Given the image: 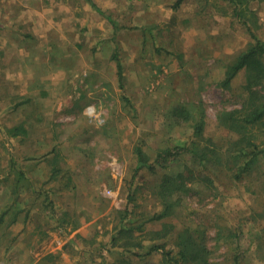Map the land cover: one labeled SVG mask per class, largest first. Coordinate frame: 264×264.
Returning a JSON list of instances; mask_svg holds the SVG:
<instances>
[{
  "label": "rangeland",
  "instance_id": "1",
  "mask_svg": "<svg viewBox=\"0 0 264 264\" xmlns=\"http://www.w3.org/2000/svg\"><path fill=\"white\" fill-rule=\"evenodd\" d=\"M175 1L69 0L68 5L54 6L47 52V65L56 68L54 80L34 85L31 98L25 97L28 101L16 96L20 101L14 102L8 90L0 105V213H13L21 205L33 210V221L41 227L62 219L76 224L90 214L83 210L71 218L64 208L66 195L73 205L84 200L89 207V196L97 194L102 208L95 225L103 240L116 235L126 204L136 205L128 222L144 231L172 222L176 230L186 226L197 235L205 232L214 264H264V136L255 159L237 178L238 165L249 156L242 160L226 153L235 134L216 121L218 111L240 104L245 71L227 88L219 83L251 37L226 0H183L174 8ZM250 7L256 12L254 33L264 42V0H252ZM200 120L203 135L219 149L217 161L210 156L198 164L176 149L196 139L193 127ZM10 128L28 133L15 137ZM30 144L37 148H25ZM137 146L153 169L143 165L132 179ZM166 148L175 155L155 161L156 153ZM187 163L209 174L210 186L192 182L183 202L187 206L177 208L175 217L146 221L161 207L154 185L165 171L182 170ZM56 169L61 171L55 174ZM80 192L87 196L82 199ZM132 192L135 199L129 201ZM7 221L0 223V263L8 261L1 242L14 233L5 226ZM46 229L29 230V237L46 235L52 243L57 231ZM176 240L174 231L163 239L173 255ZM123 242H117L106 264H172L160 250L141 259L153 241H143L139 249H128ZM47 255L34 264H51ZM33 262L26 258L18 264Z\"/></svg>",
  "mask_w": 264,
  "mask_h": 264
},
{
  "label": "trees",
  "instance_id": "2",
  "mask_svg": "<svg viewBox=\"0 0 264 264\" xmlns=\"http://www.w3.org/2000/svg\"><path fill=\"white\" fill-rule=\"evenodd\" d=\"M182 1L176 0L173 7H178ZM226 1L233 5L232 15L238 19L241 18V22L245 25L251 37L249 46L241 51L227 66L224 77L219 83L221 87L227 88L232 79L241 70H244L245 80L242 85L243 93L240 104L238 107L232 109L220 110L216 115L217 125L235 134V137L227 144L226 153H231L234 158L239 157L241 159L249 156L248 159L242 161V164L238 165L236 172L238 174L236 177L238 178L239 174L245 172L249 163L255 159L259 152L258 147L262 144L261 137L264 136V42L254 33V29L258 28V26L255 21L256 12L250 7L252 0ZM107 18L109 19V17ZM110 22L115 28L114 22ZM116 66L120 75L121 63L117 62ZM179 111L177 110L176 113L180 116L182 111ZM183 118L188 117H184L183 115ZM193 129L196 139L188 145L177 146L176 149L195 157L198 160V164L199 162L209 161L210 156L214 157V161L219 160L217 158L219 149L215 142L202 133L203 121H198ZM8 131L12 136H16L19 129L10 128ZM136 155L137 164L132 179H134L138 169L143 165H147L150 169H153L147 163L148 156L141 150L140 146L136 147ZM173 155L175 154L172 150L166 148L159 150L154 160L158 161L159 158H162L163 161H166L168 157ZM60 171V169H56L55 174ZM197 181L210 186L212 178L200 168L188 163L184 164L182 170L165 171L158 184L154 185V192L161 207L154 210L146 221H162L165 218L175 217L177 215V208L187 206V203L183 202L186 195L192 190L190 184ZM134 199V192L129 193L128 200L134 201ZM135 207L136 205L129 207V204H126L124 218L121 219V224L117 231H115L116 235H113L111 238L113 245H117V242L122 240L124 241L122 243L123 246L128 247V249H139L144 247L143 241L148 240L154 243L150 245L144 254L160 250L165 260L172 264H214L209 258L211 250L207 246L205 232L197 235L195 230L186 226L176 230V225L172 222H162L159 229L144 231V228L140 225L134 227V225L128 222L129 216L132 215L131 213H134L132 210ZM136 231L140 232V234L145 233L148 236L141 238L142 236L136 234ZM173 231L177 236L175 242L176 252L174 255L172 254V250L167 248L163 241Z\"/></svg>",
  "mask_w": 264,
  "mask_h": 264
},
{
  "label": "crops",
  "instance_id": "3",
  "mask_svg": "<svg viewBox=\"0 0 264 264\" xmlns=\"http://www.w3.org/2000/svg\"><path fill=\"white\" fill-rule=\"evenodd\" d=\"M60 3L61 6L68 5L69 0H61L59 3L55 0H0V105L8 90L10 94H14V102H18L20 99L15 101L16 96L31 98L33 92L30 90L34 85L54 80L56 68L47 65L49 56L47 52H50L52 36L50 31L54 21V6ZM90 4L99 11L93 3ZM83 9L88 12L89 7L83 5ZM65 10L71 13L70 8L65 7ZM34 62L36 65L33 64ZM15 107L17 105L11 110ZM16 112L18 111L13 113ZM0 116L3 114L0 113ZM23 129H19L17 135L28 133L25 128ZM25 148L33 150L37 148V145L30 144ZM32 193L33 191L30 190L29 198L33 197ZM84 196H87V193L80 192L79 197L83 199ZM99 197L97 194H91L89 198L92 199V204L88 207L84 205V200L73 205L66 195L64 208L70 212L71 218L79 215L83 210L90 215L80 218V222L76 224L62 219L61 221L55 220V226L53 224L43 225V229L47 228L48 233L57 231V234L51 237L52 243H48L46 235L41 239L29 237V230L32 234L34 230L40 231L42 228L34 223L32 209L29 211V208H22L21 205H19L20 209L13 213L4 209L0 213V223L8 220L5 226L14 233L8 242H1V246L7 249L4 256H7L8 261L0 264H14L15 262L18 264L26 258L34 261V264L45 257V254L51 257V264L56 262L54 260L56 257L62 258L63 264H106L115 253L111 252L115 245L111 241L112 237L103 240L100 237V231L96 229L100 227L95 225L98 218L96 213L100 215L102 208ZM48 219L53 220L47 216L46 220ZM27 247L29 248L26 249ZM144 253H141L142 260L153 256V252Z\"/></svg>",
  "mask_w": 264,
  "mask_h": 264
},
{
  "label": "built area",
  "instance_id": "4",
  "mask_svg": "<svg viewBox=\"0 0 264 264\" xmlns=\"http://www.w3.org/2000/svg\"><path fill=\"white\" fill-rule=\"evenodd\" d=\"M88 110H89V111H91V108H90V107H88Z\"/></svg>",
  "mask_w": 264,
  "mask_h": 264
}]
</instances>
